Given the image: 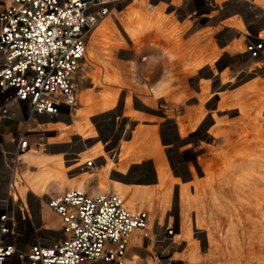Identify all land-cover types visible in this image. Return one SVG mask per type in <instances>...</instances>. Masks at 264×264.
I'll list each match as a JSON object with an SVG mask.
<instances>
[{"label": "rangeland", "instance_id": "rangeland-1", "mask_svg": "<svg viewBox=\"0 0 264 264\" xmlns=\"http://www.w3.org/2000/svg\"><path fill=\"white\" fill-rule=\"evenodd\" d=\"M174 1L175 5H171V0H118L114 9L111 7L112 14L98 25L91 36L87 62L80 75L79 104L74 116L41 118L45 125L42 131L35 133L40 135L35 143L45 144V151L50 153L62 151L55 158H66L63 165L66 181L62 185L59 184L61 181L51 182L41 198L46 200L67 189L81 188L84 171L94 174L81 188L89 192L115 191L112 185L115 180L128 188L129 198L136 189H145L148 198L138 201L134 198L133 203L138 208L133 209L149 211L151 232L150 238L135 242L131 254L135 264H230L232 246L226 239L230 221L233 218L240 220L238 229L242 235H246L245 228L250 225L247 219L251 214L237 199L233 186L236 178L233 168L241 169L242 158H246L242 157L245 152L240 148L245 138L252 144L247 143L251 154L263 156L264 161V56L253 59L245 52L248 34L253 35L263 28L253 22L248 0ZM253 1L264 6V0ZM204 6H209L208 14L214 13L215 23H200L194 29L198 11ZM135 10L149 13L152 22L162 16L163 26L174 27L178 20H185L183 26L192 23L174 38L180 36L183 53L191 50L190 44H195L198 60L209 63L188 70L190 74L186 81L192 95L185 102H176L174 96L168 98L171 88L157 96L150 91L151 86L163 80L169 83L170 75L177 73L170 68V56L174 53L167 46L158 44L160 36L156 30L144 32L138 38L126 32L125 20ZM226 14L231 15L221 19ZM258 15L261 13L257 11L254 16ZM216 19L221 20L217 22ZM142 21L146 23L137 19L135 24ZM186 52L187 64L190 55ZM114 78L125 88H120ZM199 79L207 82L210 95L199 114L201 119L195 115V125L191 126L193 120L187 115L191 108H194L191 112H198L200 102L193 94L200 92V88L193 85V81ZM179 86L177 83L173 88ZM180 94L182 91L176 97ZM178 117L184 121L183 137L178 134ZM138 127L144 129L143 137L135 142L133 135ZM78 130L87 135L85 139ZM172 134H177V139L166 141ZM98 141L110 143L96 145ZM120 145L121 154L126 156L122 162L131 163L130 169H121L118 162L114 165L116 169L86 167L85 162L92 158L93 151L101 148L104 152L101 157H107V151ZM137 147L149 152L138 153ZM226 150L230 153L228 158L223 157L229 155ZM34 155L51 157L48 153L42 154L41 150L30 152L27 159L29 157L28 160L38 168L27 162L25 169H21L25 180L27 174L47 166L45 162H37ZM155 160L159 161L161 169H165L166 174L160 171L161 178L165 177L164 184L157 180ZM206 167L215 177L211 184L207 182ZM100 180L104 181L103 189L99 187ZM70 181L76 182L71 186ZM185 184L187 186L180 191V186ZM215 190L219 193L218 199H215ZM235 203L238 211L233 210ZM259 231L262 232L261 228ZM208 236H212L211 244ZM246 239L242 244L250 240ZM260 258L264 261V252Z\"/></svg>", "mask_w": 264, "mask_h": 264}, {"label": "built area", "instance_id": "built-area-1", "mask_svg": "<svg viewBox=\"0 0 264 264\" xmlns=\"http://www.w3.org/2000/svg\"><path fill=\"white\" fill-rule=\"evenodd\" d=\"M114 1L0 0V192L9 194L0 199V264H130L131 235L148 226V214L131 212L115 193L67 190L49 199L63 219L60 236L22 242V226L45 224L31 203L21 210L14 201L21 155L43 130L28 126L77 108L90 36ZM245 49L261 58L263 36Z\"/></svg>", "mask_w": 264, "mask_h": 264}, {"label": "bare ground", "instance_id": "bare-ground-1", "mask_svg": "<svg viewBox=\"0 0 264 264\" xmlns=\"http://www.w3.org/2000/svg\"><path fill=\"white\" fill-rule=\"evenodd\" d=\"M117 2H118V0H115L110 6L114 9V6L116 5ZM112 12H113V10L110 12V14H112ZM106 18L107 17H103L98 21L93 33L97 29L98 25L101 22H103ZM137 19L140 21L144 20V22H146V23L143 24V21H142V22H139L138 24H135V21ZM164 22H165V20L162 16H159L157 21L152 22L149 18V13L143 12V10H135V11H131L130 16L127 17V19L125 20L124 25L127 28L126 32L135 38L141 37L144 32L149 33L150 31L156 30V32L160 36L158 38V44H162L163 46H167L168 48H170V52L174 53V54L170 53V54H172L170 56V60L172 61V65L170 68L172 69V67H173V70H176L177 73H173L172 75H170V79H169L170 82L169 83L166 80H163L157 87L152 88L151 89L152 94L154 96H157L158 94H162V93L166 92L169 88H171L168 91L169 94L167 97L171 98L172 96H174L177 100L176 102H180L181 100H182V102H185L192 95L191 94L192 90L189 88V85L186 81L187 75L189 73L188 70L189 71L195 70L198 66L203 65L204 62H207V61H204V59H203V61L202 60L199 61L198 57H196L198 54L196 52V50H197L196 45L190 44V47L192 46V48H191V50L189 49V51H187L188 54L190 55V59H189V63L186 64V60H185V56H186L185 52L186 51L184 53H183L184 50L180 51V49H181L180 47L182 46L181 42H179L180 36L174 38L176 35H178L180 33L181 29H179L175 26L172 27L170 24H166L163 26ZM143 25H146V27H143ZM152 27H156L157 29H154ZM93 33L91 34V36L93 35ZM261 35L264 38V31H259L258 33H255L253 35L248 34V38L253 37L254 39L255 38L258 39ZM91 36H90V39H91ZM90 39H89V42L87 45V53H86V59H85L86 62H87V54H88V47H89ZM245 51H246V49H245ZM90 55H92L91 52H90ZM250 58L256 59L254 57H250ZM207 63H209V62H207ZM174 66H176V68ZM186 66H187V68H186ZM221 76H222V79L225 78L224 75H221ZM113 80L115 81V83L117 82L118 85L123 86V84L120 81H118L117 78H114ZM79 81L81 83V78ZM172 81H173V83H172ZM177 83H179L180 86L178 88L177 87L173 88V85L175 86ZM193 85L198 86L200 88L199 89L200 92H198L197 94H193L194 97L198 98L200 105L197 108L198 112H191L194 109V108H191V111H189V113L187 115L188 118L191 119V121L193 120L191 123V126L195 125L194 120L197 118V117H195V115L199 116L198 120L201 119V116L199 114L201 113L202 110H204L203 104L205 102V99L210 95V93H208L209 89L207 86L208 85L207 82H204L203 80H200V79L198 80V82L194 80ZM181 91L183 94L182 95L180 94L181 96L177 98L176 97L177 94ZM75 111H76V109L72 112L71 115H69L67 113V115L59 116L56 118H50V119H57V118H61V117L72 118L75 114ZM45 118H47V117H45ZM38 119L39 120H37V122L32 121L33 123H31V125L28 126L29 127L28 131H31V132L32 131H39L40 128L45 125V124H37L38 122H41V120H40L41 118H38ZM177 119H178V126H179L178 134H180V136L183 137V136H185L184 121H182L183 118H182V120L179 117ZM217 122H220V121L217 120ZM263 123H264V116H263ZM63 131H65V130L63 129ZM78 133L84 139L87 136L81 130H78ZM248 141H249V138L248 139L245 138L243 144L240 146V148L243 149V151L245 152L242 157L246 156V158L245 157L242 158L241 169H239V168L235 169V167L233 168L234 173L236 174V178L233 180L234 181L233 186L235 189V194L237 196V199L242 201L245 204L248 212L251 214L248 216V219H247L248 223L250 225H248V227L245 228L246 235H242L238 229V227H239L238 223L240 220L238 221L237 218H235V219L233 218L230 221L228 229L226 230L227 231V233H226L227 242L230 243L232 246V249H230V252H229V256L231 259L230 264H264V261L259 260V259H261L260 258L261 254L264 252V161L262 160L263 156H261L259 154L257 155L254 153L251 154V152L249 151V149L251 147H248L247 143L249 145H252V144L249 143ZM227 145H225V146H227ZM45 146L46 145L42 144V143L41 144H37V143L31 144L29 149H27L21 155V169H25L24 167L27 164V155L30 152L39 151L40 148H43L44 150H46L47 147H45ZM253 150L255 151V149H253ZM92 154H94V155H92L94 157H101L104 155V152L100 148L98 150L93 151ZM229 156H230V153H229V155H226V156L224 155L223 157L228 158ZM85 157H87V156H84L83 158H85ZM65 159L66 158L63 156L58 157V158H48L47 157V160H45V162H46L45 164L47 166L45 168H42L39 172H35L34 174H31V175L27 174L26 180L23 176H21V169H20L19 174L15 173V180L17 182V185H16L17 195H15V194L14 195L17 198H15L14 201H16V203L19 206L21 205V210L27 206V203H31L33 205V209H34L35 213L37 214V217L39 218V220L42 219L43 223L45 224V228H42L39 230H35L33 228H27L25 226H22V230H21L22 232H21V239L20 240L23 242V241H30V240H40L41 238L51 239L54 236H56V238H58L60 236L59 229L62 226V220L63 219L60 217V215L53 208H51L49 206V199L53 196L61 195L64 192H66L67 190H73V191L79 190V191L91 193L93 195H97V194H101V193H103V194L104 193H115L122 199L125 207L127 209H129L131 212L145 211L148 214V226L144 229H141V228L136 229L131 235L130 243H131L132 248H131V251L129 253V257H128L127 261H129L130 264H135L134 259L131 258V254H132L133 249L135 247L134 244L138 240L145 239L146 235H148L150 238L151 217H150L149 211H147V210L133 209V208H130L128 206V205H130L131 207H136L133 203L134 198L127 197L128 192L126 191V188H124V186L122 185V183L120 181L115 180V183L112 184L113 189L115 191L89 192L85 189L71 188V189H67V190H65L59 194L50 195L46 200H43L41 197H38L37 203L33 202V200L27 195L28 192H30V193H32V195L34 194V195L41 196L42 193L46 192V190L48 189L51 182H60L61 181V183H59V184L62 185L63 181H66L65 173L63 170V165H65ZM89 160H94V163L92 166L88 165L87 162ZM211 161H214V159H211ZM95 163H96V158H90L85 162V165H86V167H93V166H95ZM81 164H82V162H81ZM227 166H228V164H227ZM238 166H239V164H238ZM232 167L233 166H231V168ZM204 171H206V173L209 177V178H207V182L209 184H211L212 181L215 180L214 174L211 173V169H207V167H206V169H204ZM82 175H83V177H82V180H80V187L84 188L86 182H88V181L90 182V180L94 176V174H92L89 171H84ZM75 182L76 181H74V182L70 181L69 184L71 186H73ZM99 185H100L99 187H101V189H103L105 186L104 181L100 180ZM196 188H197L196 190L198 191L197 185H196ZM186 190H187V188L185 189V194H186ZM117 192H119L121 194H119ZM0 193H2L0 195V199L3 197L4 193L7 197L9 195L7 193L6 188H5V191L3 192V187H2ZM214 194H215L214 196H216L215 199H218L219 193L217 194V192L215 190ZM124 197L127 198V201ZM33 198H35V197H33ZM127 203H128V205H127ZM244 204H242V206H244ZM238 208H239L238 204L235 203L233 210L238 211ZM259 228H261L262 232L259 231ZM255 231H258L259 233H257L256 235L251 234L253 232L255 233ZM186 235L188 236L189 234H186ZM211 237L210 236L207 237L209 244H211V240H212ZM146 238H148V237H146ZM246 238H250V240L248 241V243L242 244L243 240H245V242H246V240H248ZM217 248L220 251V246H218ZM97 263H101V262H95L93 264H97Z\"/></svg>", "mask_w": 264, "mask_h": 264}, {"label": "crops", "instance_id": "crops-1", "mask_svg": "<svg viewBox=\"0 0 264 264\" xmlns=\"http://www.w3.org/2000/svg\"><path fill=\"white\" fill-rule=\"evenodd\" d=\"M226 1H231V0H226ZM248 1H249L248 8L251 9L250 15L252 14L251 16H253V18H252L254 20L253 22L255 24H257L259 27L263 28L260 31H264V19L262 18L264 16V6L258 5L253 0H248ZM175 3L176 2L174 0H171V5H175ZM209 11H210L209 6H206V7L204 6V8L199 9L198 14H197V16H199V18L196 21V25H195L194 29H196L197 27H199L200 23H204V22H212V24L215 23L214 22L215 20L212 19L214 13L211 12V14H208ZM257 11L259 13H261V15L254 16ZM168 14H171V12H168ZM231 14H226L225 16H222L221 19H223V18H225V17H227L228 15H231ZM221 19H216V21L219 22ZM172 22H173V19H172ZM184 23H185V20H184V22H182L181 20H178V24L175 27H177L179 29H183V28L186 29V28H189L190 25H192V23H188L185 26H183ZM187 25H188V27H187ZM226 26H229V25H226ZM233 28H235V27H233ZM208 31H206V32H208ZM157 85H155V86H157ZM118 86L120 88H125V87H122L120 85H118ZM155 86H151V87L149 86V87L150 88H153ZM149 87H148V90H150ZM108 107H112V106H108ZM138 129H139V132H138ZM143 131H144V129H142L141 127H138L136 129V131L134 132V135H133L135 142H137V140L139 138L143 137ZM136 133H138V136L137 137H135ZM177 136H178L177 134H172V138H169L166 141H174V140L177 139ZM99 143H101V142L98 141V143L96 145H98ZM109 143H110L109 141H104V143L102 142L101 145L103 144V145H106L107 146V145H109ZM49 147H53V146H50L49 145ZM94 147L97 148V146H94ZM114 147L115 146H113L112 150H109L110 152H108L106 150L107 153H108V156L107 157L106 156H104V157H94V156H92V158H96L95 166H93V167H87V168L88 169H116V168H114V165L116 164V162H118L117 165L120 164L121 169H130L131 163L130 164H127V162H126L127 160L124 161V162H122V160L125 159L126 156L123 155V154H121V150H120L121 149V145L118 146L117 148H114ZM40 150H41V153L42 154H45V153L50 154L51 157H49V158H55L54 156H58V154H60L62 152V151H60L59 153H50L48 151H45L43 148H40ZM137 151H138V153H142V152L148 153L149 152V151H145L144 149H142V151H141L140 150V147H137ZM34 158L37 159V162H39V163H43V162H45V160H47V156L46 157H43V156L36 155V156H34ZM28 159H29V157H28ZM28 159H27V162L29 163V165H31V166L33 165V166H35V169H37L38 168L37 167V164H34L31 160L29 161ZM154 166H155V171H156V175H157V180L159 182H161V183L164 184L165 177L163 179L161 178V175L162 174H161L160 171L163 170L164 171V174H166L165 169H161L160 168L159 161L158 160H155ZM176 183L179 184L178 182H176ZM184 186H187V185L185 184L183 186H180V191L182 190V187H184ZM124 188H126V191L129 192V190H128V188L126 186ZM148 195L149 194H148V191L147 190L138 188V189H136L132 193V196L131 197L137 199V201H138L139 199H147L148 198ZM29 197L33 200V202L37 203L38 202V197H41V196H38V195H34L33 194V195L29 196ZM33 197H35V198H33ZM149 198H151V196ZM129 207L130 208H134V207H131L130 205H129ZM135 208H138V205Z\"/></svg>", "mask_w": 264, "mask_h": 264}]
</instances>
